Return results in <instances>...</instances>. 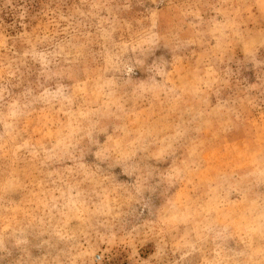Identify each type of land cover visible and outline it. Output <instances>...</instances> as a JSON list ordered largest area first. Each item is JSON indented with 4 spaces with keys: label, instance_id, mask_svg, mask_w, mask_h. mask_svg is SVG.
Segmentation results:
<instances>
[{
    "label": "rangeland",
    "instance_id": "obj_1",
    "mask_svg": "<svg viewBox=\"0 0 264 264\" xmlns=\"http://www.w3.org/2000/svg\"><path fill=\"white\" fill-rule=\"evenodd\" d=\"M0 264H264V0H0Z\"/></svg>",
    "mask_w": 264,
    "mask_h": 264
}]
</instances>
